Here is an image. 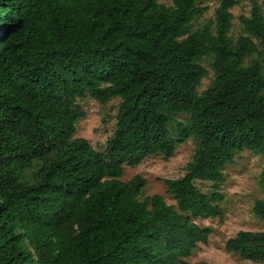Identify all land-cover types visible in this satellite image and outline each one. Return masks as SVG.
Listing matches in <instances>:
<instances>
[{
    "label": "trees",
    "instance_id": "obj_1",
    "mask_svg": "<svg viewBox=\"0 0 264 264\" xmlns=\"http://www.w3.org/2000/svg\"><path fill=\"white\" fill-rule=\"evenodd\" d=\"M159 1L0 0V264H185L211 233L193 219L224 217L226 164L244 150L264 157V0L239 17L236 40L235 0H216L195 31L199 0ZM204 57L214 80L199 94ZM86 95L120 99L104 152L74 136ZM189 139L183 176L164 180L174 204L140 200L141 175L120 180L124 165L167 160ZM253 213L264 219V200ZM225 250L264 261V230L239 231Z\"/></svg>",
    "mask_w": 264,
    "mask_h": 264
},
{
    "label": "rangeland",
    "instance_id": "obj_2",
    "mask_svg": "<svg viewBox=\"0 0 264 264\" xmlns=\"http://www.w3.org/2000/svg\"><path fill=\"white\" fill-rule=\"evenodd\" d=\"M235 1L236 4L231 9L233 19L229 31L233 40H236L243 32L239 17L250 15L252 1H257L259 4L262 2V0ZM159 2L166 6L173 5V0H160ZM199 6L207 8L202 15L192 21V31L200 29L207 20L214 17L217 1L199 0ZM211 62V57H204L200 61V64L206 69L207 75L197 88L199 94L213 85L214 73ZM119 102V98H114L106 104H100L89 95L76 98L75 104L84 112V116L76 123L74 136L87 139L94 149L104 152L107 140L112 137L115 131ZM175 117L181 122H186L188 119L186 114H178ZM171 134L175 136L174 130H171ZM195 148L196 141L189 139L185 143L177 145L174 155L167 160L162 156H148L135 167L124 165L120 180L127 181L135 175H141L147 183L142 189L140 200L158 194L163 197L166 203L174 204V200L166 192L164 180L183 176L184 167L191 160ZM263 166V155L248 150L237 153L233 160L226 164L223 169L224 180L220 189L223 200L219 203L224 217L221 220L219 218L193 219L199 227L209 228L211 233L206 244H198L191 255L184 259L185 264H264V261L253 263L243 260L239 255L225 250V243L239 231L264 230V219L256 217L253 213L254 202L257 199L264 200V190L260 185V173ZM211 185L212 182L196 181V186L207 196L212 192Z\"/></svg>",
    "mask_w": 264,
    "mask_h": 264
}]
</instances>
